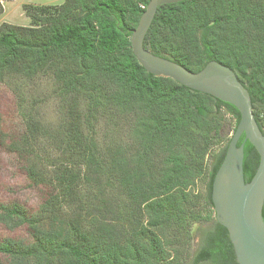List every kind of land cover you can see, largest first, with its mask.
<instances>
[{
  "label": "trees",
  "instance_id": "obj_1",
  "mask_svg": "<svg viewBox=\"0 0 264 264\" xmlns=\"http://www.w3.org/2000/svg\"><path fill=\"white\" fill-rule=\"evenodd\" d=\"M148 1L26 4L31 24L0 23V82L49 77L58 114L51 126L39 105L19 104L24 129L6 145L45 194L36 214L1 205L28 237L0 239V264H238L212 217L211 183L239 112L140 65L130 35ZM143 45L193 72L210 60L229 66L264 133V0L162 4ZM43 141L53 154L37 149ZM241 144L248 182L259 155L243 135ZM202 178L204 196L194 192ZM209 220L192 252L194 224Z\"/></svg>",
  "mask_w": 264,
  "mask_h": 264
},
{
  "label": "water",
  "instance_id": "obj_2",
  "mask_svg": "<svg viewBox=\"0 0 264 264\" xmlns=\"http://www.w3.org/2000/svg\"><path fill=\"white\" fill-rule=\"evenodd\" d=\"M180 1H148L137 26L131 31L132 52L147 72L170 77L187 88L209 94L238 110L239 121L211 183V202L215 219L228 232L238 264H264V133L253 114L248 89L229 66L216 60L208 61L199 71L193 72L173 60L152 53L143 45L158 7ZM242 135L259 155L256 170L248 182H245L243 174V144L237 145Z\"/></svg>",
  "mask_w": 264,
  "mask_h": 264
},
{
  "label": "rangeland",
  "instance_id": "obj_3",
  "mask_svg": "<svg viewBox=\"0 0 264 264\" xmlns=\"http://www.w3.org/2000/svg\"><path fill=\"white\" fill-rule=\"evenodd\" d=\"M64 0H6L2 1L3 12L0 14V23L8 22L17 25L31 24L30 18L26 15L25 5H56ZM54 85L49 77L34 79L32 82L13 83L12 81L0 82V207L1 205L18 204L27 209L30 213L36 214L40 203L43 201L45 189L32 185L27 179L23 165L16 156L8 149L7 142L19 136L23 129V114L20 103L39 105L38 113L44 122L53 126L57 123L58 114L56 99L53 95ZM33 102V103H32ZM228 118V117H227ZM229 131L227 138H230L233 127V119L228 118ZM107 129V120H102L99 128V137L103 136ZM120 136L125 139V129L120 132ZM226 138V139H227ZM107 141V139H106ZM226 141V140H225ZM224 144V143H223ZM44 141L37 146L38 150L51 149ZM218 151L214 148L207 157V166L212 163V156ZM54 150L51 149L50 154ZM206 186L205 178L198 179L194 192L204 196ZM0 214H2L0 209ZM4 214V213H3ZM215 219V213L212 214ZM212 222L202 221L194 224L192 229L191 251L194 252L199 247L202 233L211 226ZM28 237L26 225H18V220L14 218L9 222L4 221L0 216V239L13 238L25 239ZM2 256L0 255V261ZM190 259L187 260V262Z\"/></svg>",
  "mask_w": 264,
  "mask_h": 264
}]
</instances>
